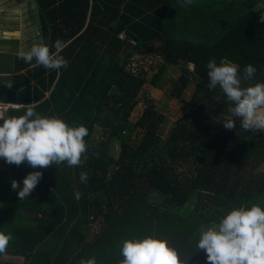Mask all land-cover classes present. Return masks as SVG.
<instances>
[{"label":"trees","instance_id":"16d2710c","mask_svg":"<svg viewBox=\"0 0 264 264\" xmlns=\"http://www.w3.org/2000/svg\"><path fill=\"white\" fill-rule=\"evenodd\" d=\"M34 1L36 38L53 52L62 41L67 67L47 69L15 55L10 87L20 107L4 119L31 105L42 116L83 125L87 151L77 167L10 165L9 182H0V231L12 236L5 253L23 259L5 260L3 253L0 264H79L92 256L98 264H119L123 240L153 233L190 256L189 264H202L195 247L201 226L219 223L233 208L264 206V173L255 172L264 164V132L245 131L239 120L226 130L230 102L219 86L208 88L207 75L210 60L227 59L241 76L247 65L257 69L242 87L264 83V0ZM136 54L159 57L150 79L142 65L129 66ZM172 67L181 70L173 95L192 86V109L167 133V118L153 104L130 122L143 85L163 86ZM96 128L102 137L95 142ZM111 139L119 140L116 156ZM34 171L43 178L21 200L11 182L22 189Z\"/></svg>","mask_w":264,"mask_h":264},{"label":"clouds","instance_id":"9594fccd","mask_svg":"<svg viewBox=\"0 0 264 264\" xmlns=\"http://www.w3.org/2000/svg\"><path fill=\"white\" fill-rule=\"evenodd\" d=\"M185 2L190 4L191 0ZM260 22L264 23V15L260 16ZM63 46V42L57 40L53 45L56 51L53 52L41 39L30 50L20 51L18 58L29 64L35 60L34 66L60 69L67 67V61L60 55ZM207 69L208 88L212 90L219 86L230 102L229 115L222 122L225 129H234L239 120L245 131L264 132V83L242 87V81L252 80L257 69L247 65L241 76L239 65L227 59L219 65L212 59ZM87 135L85 126H69L58 116H42L29 105L24 115L11 116L0 123V160L16 166L26 162L34 169L65 162L69 167H77L87 151ZM42 178V172L34 171L23 179L22 189L16 180L11 182V187L20 189L18 196L23 200L30 196ZM79 178L86 184L89 175L82 171ZM74 196L79 200L82 193L75 191ZM11 240V234L0 231V254L6 252ZM121 243L123 259L119 264H189L191 259L190 256L182 258L169 240L159 238L155 233L143 238L125 239ZM195 247L206 253L208 264H264V206L253 203L251 207L233 208L219 223L201 226ZM79 264H98V261L92 256L82 258Z\"/></svg>","mask_w":264,"mask_h":264},{"label":"rangeland","instance_id":"374dc122","mask_svg":"<svg viewBox=\"0 0 264 264\" xmlns=\"http://www.w3.org/2000/svg\"><path fill=\"white\" fill-rule=\"evenodd\" d=\"M210 0H206V2H209ZM0 3L3 4V6L8 7V13H0V40L7 42L6 35L4 34L2 30V24L5 26H8V29H13L14 27L18 25H22L23 28L28 29L25 30V36L27 33H29V37H32L33 34H35V31L37 29L38 23H37V12H36V5L34 0H0ZM261 3L259 4V6ZM10 13V14H9ZM9 14V15H8ZM9 17V18H8ZM26 36V40H28V37ZM33 42H39L38 38L36 41L34 40V37L32 38ZM32 39L30 38V42H32ZM160 63L159 57H144L135 55L132 57V61L129 66L134 68L135 65H142L143 68H145L146 77L150 79V77L157 71L158 65ZM190 69L192 70V65H189ZM181 73V70L179 67H172L169 69L163 86L161 87H154L149 82H146L141 90L139 91L137 100L138 103L134 107V109L130 112L128 116V120L130 122L136 121L141 113L145 105L153 104L155 108L162 113L164 116H166L167 121L164 124V128L166 133L170 128L174 125L175 121L182 116L183 114L189 112L192 107L189 104L190 97L192 94L193 87L190 86L188 90H186L183 95L178 98L175 95H173L174 86L176 84V81ZM7 80L8 78H2L0 81V100L5 101V88L3 86L4 80ZM97 130L94 132V140L95 142L98 140H101L102 133L101 130H98L100 128H96ZM134 133H136V138L140 137L141 132L138 130H133L132 138L134 136ZM109 150L110 152L116 156L119 150V140L111 139V142L109 144ZM1 162V161H0ZM3 163H0V182L2 181L3 184H6L9 182L10 179V172L9 168L10 165L7 163L5 166H2ZM181 171H185L187 169V166H179L178 167ZM256 173H264V164L259 166L256 171ZM4 186L0 185V199L4 198V195H2V191L4 192ZM1 202V200H0ZM98 224L93 223L91 224L92 231H95ZM94 228V229H93ZM199 257H201L202 264H208L207 255L205 252L199 251L198 252ZM3 259L5 260H22L23 258L21 256H14L9 254H4Z\"/></svg>","mask_w":264,"mask_h":264},{"label":"crops","instance_id":"0c3cea01","mask_svg":"<svg viewBox=\"0 0 264 264\" xmlns=\"http://www.w3.org/2000/svg\"><path fill=\"white\" fill-rule=\"evenodd\" d=\"M8 11V7L3 6V4L0 3V13H8ZM1 27L4 34L6 35L7 42L0 40V81L2 78L7 77L8 79L4 80L3 86L11 88L10 83L12 82L13 75L15 74L13 71V58L15 55H18L20 51H28L34 43H37L36 31L32 37L27 36L30 33L29 31V33L26 35L28 40H26L24 31L28 29L23 28L22 25H18L11 30L8 29V26H5L4 24H2ZM33 37L36 42H33ZM30 38L32 39V42H30ZM0 101L3 102L4 100ZM9 255L13 254L9 253Z\"/></svg>","mask_w":264,"mask_h":264},{"label":"water","instance_id":"95a60500","mask_svg":"<svg viewBox=\"0 0 264 264\" xmlns=\"http://www.w3.org/2000/svg\"><path fill=\"white\" fill-rule=\"evenodd\" d=\"M130 36V38L134 39V41H137L136 38H134L131 34H128ZM5 101L11 105H16L17 104V94L16 91L13 90L12 88H5ZM1 164L3 163V166H5L6 162L4 160H0Z\"/></svg>","mask_w":264,"mask_h":264},{"label":"built area","instance_id":"2783aa9c","mask_svg":"<svg viewBox=\"0 0 264 264\" xmlns=\"http://www.w3.org/2000/svg\"><path fill=\"white\" fill-rule=\"evenodd\" d=\"M19 107L18 105H11L9 103H7L6 101L2 102L0 101V121H2L5 116L6 113L9 111V109H13V108H17Z\"/></svg>","mask_w":264,"mask_h":264}]
</instances>
